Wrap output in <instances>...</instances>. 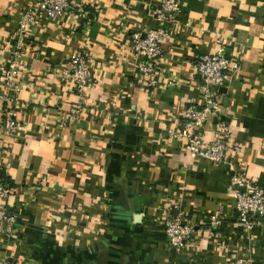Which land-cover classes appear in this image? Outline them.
<instances>
[{"label":"crops","instance_id":"1","mask_svg":"<svg viewBox=\"0 0 264 264\" xmlns=\"http://www.w3.org/2000/svg\"><path fill=\"white\" fill-rule=\"evenodd\" d=\"M37 1L0 0L1 63L16 52L18 20ZM70 2L81 15L39 13L28 33L25 68L8 92L22 103L13 135L1 130L0 106V167L11 184L4 202L15 214L12 236L0 233V263L60 264L57 255L75 248L59 238L72 234L84 240L76 244L82 264H223L237 256L264 264V221L240 226L229 153L220 165L190 158L167 134L185 106L202 101L197 59L223 49L240 68L216 87L204 129L228 126L236 170L264 192V0H179L168 23L153 13L161 0ZM158 26L168 35L151 86L136 71L132 35ZM76 50L92 70L82 90L63 76ZM173 203L198 225L180 250L163 228ZM211 214L224 215L212 231Z\"/></svg>","mask_w":264,"mask_h":264},{"label":"built area","instance_id":"2","mask_svg":"<svg viewBox=\"0 0 264 264\" xmlns=\"http://www.w3.org/2000/svg\"><path fill=\"white\" fill-rule=\"evenodd\" d=\"M178 5L179 0H161L153 13L161 23H168L173 19ZM82 11L80 3H71L70 0H38L22 12L15 29L16 52L9 62H0V106L3 110L1 130L6 135H13L18 130V115L22 103L16 95L8 92L18 73L25 68L22 59L23 47L30 29L37 21L38 14L48 18H58L64 13H72L77 17ZM167 35V29L162 26L150 28L143 34L137 31L132 35L131 48L136 61V71L151 86L155 84L153 74L162 54V43ZM239 68L240 62L235 58L227 57L223 49L213 54L201 55L195 63V70L201 78L199 87L202 101L200 104L185 106L181 116L175 121L176 124L167 127V134L183 142L185 154L190 158L201 157L209 160L213 165H220L225 163L226 154L229 153L231 159L227 160V168L230 171L228 184L235 200L238 222L247 230L264 221L263 189L253 183L246 173L236 170L233 159L239 149L227 137L228 126L218 121L210 130L204 129L209 112L211 109H216V87L228 82ZM63 76L79 90H82L92 79L91 67L81 51L76 50L70 55L69 68ZM9 192L10 187L0 177V233L6 238L12 236L15 224V214L4 202ZM223 219L222 214H211L206 219V225L212 231L221 225ZM197 226L185 219V211L178 204H171L166 210L163 221L169 247L180 250L196 231ZM0 264L19 263L5 260ZM223 264H245V261L243 256H237L228 258Z\"/></svg>","mask_w":264,"mask_h":264},{"label":"rangeland","instance_id":"3","mask_svg":"<svg viewBox=\"0 0 264 264\" xmlns=\"http://www.w3.org/2000/svg\"><path fill=\"white\" fill-rule=\"evenodd\" d=\"M134 219V218H133ZM98 235L95 238L86 239V241H98ZM62 237L59 240L63 243H67V245L73 246L75 249H71L69 251H64L57 255L56 259L59 257L60 264H82L83 262V253L81 251V246H76L77 243L81 244L84 240H80L72 234L61 235ZM169 246V245H168ZM171 248V247H170ZM80 249V250H77ZM175 250V249H174ZM44 255L46 252L44 251ZM98 259V258H97ZM97 263V261H95Z\"/></svg>","mask_w":264,"mask_h":264},{"label":"trees","instance_id":"4","mask_svg":"<svg viewBox=\"0 0 264 264\" xmlns=\"http://www.w3.org/2000/svg\"><path fill=\"white\" fill-rule=\"evenodd\" d=\"M93 12H95V11L91 10V15L90 16H92L94 14ZM0 177L2 178V181L4 183H6L9 187L11 186L10 180L6 177V175L4 174L2 169H0Z\"/></svg>","mask_w":264,"mask_h":264}]
</instances>
